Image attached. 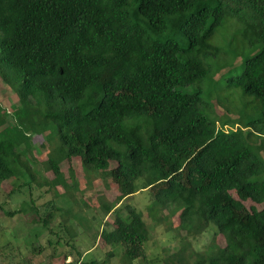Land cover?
Segmentation results:
<instances>
[{
	"label": "trees",
	"instance_id": "obj_1",
	"mask_svg": "<svg viewBox=\"0 0 264 264\" xmlns=\"http://www.w3.org/2000/svg\"><path fill=\"white\" fill-rule=\"evenodd\" d=\"M0 64L20 102L0 129V181L19 164L33 175L20 157L53 126L40 183L67 186L73 157L110 178L115 199L98 200L115 226L99 236L128 261L149 231L123 202L147 187L148 209L175 207L184 232L162 264H264V0H0ZM251 194L260 209L244 205ZM208 229L206 250L191 248Z\"/></svg>",
	"mask_w": 264,
	"mask_h": 264
},
{
	"label": "rangeland",
	"instance_id": "obj_2",
	"mask_svg": "<svg viewBox=\"0 0 264 264\" xmlns=\"http://www.w3.org/2000/svg\"><path fill=\"white\" fill-rule=\"evenodd\" d=\"M0 68L6 69L11 78V70L1 64ZM19 105L15 88L0 75V109L7 111L0 129L11 124V112ZM215 108L218 113L224 111V106L218 103H215ZM46 133L53 136L48 142ZM56 143L53 126L45 132L32 134L30 146L20 159L27 161L33 175L17 164V178L0 181V264H68L67 261L74 258L80 261L94 259L99 264H162L166 255L180 247L184 232L177 227L178 212L173 213L175 207L150 211L148 208L152 206L154 191L141 187V179L136 180L141 188L123 203H130L140 210L147 223L149 236L144 242V257L128 261L122 244L106 243L99 234L103 227L115 226L114 217L112 214L104 215L98 197L112 201L118 193L116 185L110 178L103 177L101 172L85 169L77 157L60 163L67 186L40 183L44 182L43 177L50 179L53 176L52 171L46 168V161L48 152ZM115 165L116 160L111 159L109 166ZM19 183L22 185L18 186ZM230 193L238 198L235 190H230ZM242 201L248 209L262 207L253 194ZM7 211H14V214L9 215ZM49 213H52L50 218L43 223ZM150 213L159 215L156 216L158 222L150 217ZM70 229L75 232L73 237L70 236ZM212 234L208 229L194 238H188L191 248L206 250ZM215 241L224 243L220 235Z\"/></svg>",
	"mask_w": 264,
	"mask_h": 264
},
{
	"label": "crops",
	"instance_id": "obj_3",
	"mask_svg": "<svg viewBox=\"0 0 264 264\" xmlns=\"http://www.w3.org/2000/svg\"><path fill=\"white\" fill-rule=\"evenodd\" d=\"M69 258V257H68Z\"/></svg>",
	"mask_w": 264,
	"mask_h": 264
}]
</instances>
